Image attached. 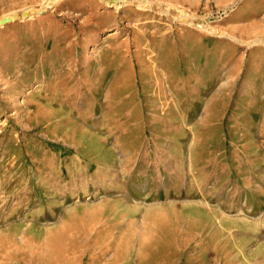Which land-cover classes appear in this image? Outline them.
I'll return each mask as SVG.
<instances>
[{"label":"rangeland","instance_id":"1","mask_svg":"<svg viewBox=\"0 0 264 264\" xmlns=\"http://www.w3.org/2000/svg\"><path fill=\"white\" fill-rule=\"evenodd\" d=\"M0 264H264V0H0Z\"/></svg>","mask_w":264,"mask_h":264},{"label":"bare ground","instance_id":"2","mask_svg":"<svg viewBox=\"0 0 264 264\" xmlns=\"http://www.w3.org/2000/svg\"><path fill=\"white\" fill-rule=\"evenodd\" d=\"M127 202H128V200H127L126 197H122L120 200L117 201V203H120V204H126ZM111 214H113V213L111 211H109V209H108V210H105V212H103V214L97 213L94 216L89 215V217H91L89 219L90 223L88 225L86 224L87 226L86 225L82 226L83 228H80L81 226L80 227H76L75 231H73V232L74 233L77 232V234H80V235H85L86 239L87 238L89 239V235H92V233L94 231H96L97 229H101V231H107V233L111 234L112 231L114 232V229L116 228V226L121 221L120 219H118V220L117 219H115V220L112 219L111 220V217H112ZM111 221L112 222H116V223L114 225H108V223L111 222ZM74 237H76V236H74Z\"/></svg>","mask_w":264,"mask_h":264},{"label":"water","instance_id":"3","mask_svg":"<svg viewBox=\"0 0 264 264\" xmlns=\"http://www.w3.org/2000/svg\"><path fill=\"white\" fill-rule=\"evenodd\" d=\"M25 16H30L28 14H26ZM17 18V17H16ZM13 19L11 17H4L2 20H1V25H6L8 23H10Z\"/></svg>","mask_w":264,"mask_h":264}]
</instances>
